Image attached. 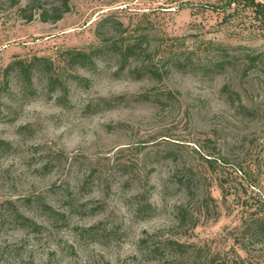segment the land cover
I'll return each mask as SVG.
<instances>
[{
    "label": "rangeland",
    "instance_id": "1",
    "mask_svg": "<svg viewBox=\"0 0 264 264\" xmlns=\"http://www.w3.org/2000/svg\"><path fill=\"white\" fill-rule=\"evenodd\" d=\"M54 1L0 0V264H264L240 234L264 194V0H69L42 22ZM126 37L158 70L211 68L134 79L110 52ZM98 47L93 71L66 55ZM33 58L29 88L5 71Z\"/></svg>",
    "mask_w": 264,
    "mask_h": 264
},
{
    "label": "trees",
    "instance_id": "2",
    "mask_svg": "<svg viewBox=\"0 0 264 264\" xmlns=\"http://www.w3.org/2000/svg\"><path fill=\"white\" fill-rule=\"evenodd\" d=\"M54 2V4H51L46 8L41 7L40 5L36 7L38 16L42 22H58L63 18L64 14L69 12V0H55ZM251 4V7L255 8V12L264 17V4L257 3L254 5L252 2ZM104 23H106V20L104 21ZM115 24L119 25L118 23ZM109 30H116V28L114 25L110 24ZM111 46L113 48L110 49V52H114L118 58L119 71L125 69V65L128 63V61L139 63V66L130 71V74L134 79H140L143 75H150L155 81H161L163 77L167 75V68L170 66L182 71H189V73L195 71L196 68H201V66H203L201 68L203 72H207L208 69L211 68L210 65L206 64L197 66L193 64V62H191L190 58L182 59V57L166 56L163 58L164 69L158 70L157 68L152 67V62L149 57H143L147 56L144 55L147 54V50L143 48L144 44L141 40H129V37H126V39H123L118 46L117 43H112ZM102 51L103 47L94 48L89 52L70 50L66 52V55L68 56L71 65L79 66L88 71H93L96 67V60H98L100 54H102ZM256 58L259 60L263 59L264 53H259ZM36 61L38 62L41 60L33 58L28 64H25L23 61H16L14 63H11V65L8 66L5 71L10 72L12 70H15L16 72H18L19 78H23L24 86L26 88H29L30 86H32V82L30 79L31 69L35 64L34 62ZM220 66L222 65H218V67ZM170 96L171 94L167 93V98ZM8 147V143L0 139V149H7ZM203 161L206 165L209 166L213 164V161L210 159V157H204ZM184 168V170L187 171H185V173L182 175V179L179 180L180 185H184V182H186V180H189V182H192L193 180V176H191L190 173L191 170L187 169V166H185ZM191 188L192 187L189 185L188 191H191ZM251 207L255 209L254 214L250 213L248 216H246L240 228V234L242 235L243 239H262L264 238V194H262L261 197L257 199V201L255 199L254 205H252ZM42 209L45 212H51V214L56 215L61 219H65L63 213L55 212L54 209H52L45 203ZM154 211L155 208L150 206L147 201H143V203H140L137 208V212L143 214H151ZM189 215L190 214L187 211L182 210V207H179L177 218L180 223L184 222L187 217H190ZM11 216L14 223L19 224L22 229H31L34 232H37L40 229V226L36 225V223H34L30 218L25 217L15 208L11 213ZM170 244L172 246H176L177 248H182L177 243H169V245Z\"/></svg>",
    "mask_w": 264,
    "mask_h": 264
}]
</instances>
